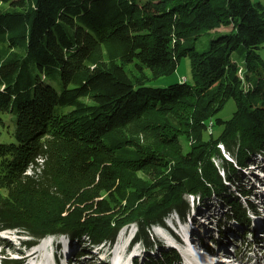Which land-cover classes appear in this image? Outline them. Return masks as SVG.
<instances>
[{"label":"trees","instance_id":"trees-1","mask_svg":"<svg viewBox=\"0 0 264 264\" xmlns=\"http://www.w3.org/2000/svg\"><path fill=\"white\" fill-rule=\"evenodd\" d=\"M223 26L232 29L197 51L195 37ZM235 52L245 56L247 87ZM185 57L192 83L153 87L126 69L156 80ZM253 158L264 159V1L0 0V229L29 236L27 248L63 235L71 263L108 264L93 249L112 247L133 224L129 249L142 243L146 256L132 264H183L151 228H167L181 245L165 219L196 223L200 203L217 198L220 209H210H225V222L216 221L211 246L203 242L215 253L232 232L257 236L251 215L263 203L249 198L255 185L240 182Z\"/></svg>","mask_w":264,"mask_h":264},{"label":"rangeland","instance_id":"rangeland-1","mask_svg":"<svg viewBox=\"0 0 264 264\" xmlns=\"http://www.w3.org/2000/svg\"><path fill=\"white\" fill-rule=\"evenodd\" d=\"M254 1L255 2L262 1L263 2L264 0H254ZM231 29H232V26H228V27L223 26L221 28L215 29L214 31L202 32V33H200V35L195 37L194 47L197 49V51L203 52L209 47V45L213 39L219 37L221 34H225V33L230 32ZM244 57L245 56L243 54H240L238 52H235L233 54L234 61H236L240 67L239 75L242 77L243 83H245L244 85L247 87L248 82H246V79H245L246 69H245V65L242 63ZM126 69L130 75L142 76L144 74L147 76V78H151L152 81L149 82L148 85L153 86V87L164 88V87H168L171 84L182 82L184 80H187L190 83H192V81H193V79H192L193 75H192V71H191V58L190 57L183 58V60L181 61L179 67L177 68V70L174 74H172L170 76H163V77H160L156 80H153V76L151 74V71L148 69H145L143 72H141V70L133 64L127 65ZM52 85L56 88H59L58 82H53ZM235 110H236L235 101L230 100L228 105L226 106V108L220 113L219 117L226 119V120L230 119ZM5 118H7V115H5ZM219 131H220V129H217V132H219ZM6 136L8 137V134H6ZM182 144H183L184 149L186 150L188 142L185 141L184 138H182ZM253 160H255V161H253V163H252V161L248 162L247 168H242V170H241L242 174H240V177H241L240 182H241V185L246 187V189H249L252 185H255L256 189H255L254 193H253V191H251L249 198L251 200H253V202H255V203H259V204L263 203L264 204V159L253 158ZM215 163L220 165L218 160ZM245 177H246V179H245ZM230 188H231V191L236 192V193L239 189L237 185H233V184L230 185ZM256 193H258L259 195H255ZM198 200L194 201V198L190 197L191 206H193L194 204H195V207L198 206V202H199ZM212 200L214 202L211 201L209 204H207L205 206H203L200 203L201 206H199V207H200V210L202 213L204 212L206 215L208 214V211L205 210L206 208L209 209V211H212L213 209H210V206L213 204L217 205L218 210L220 209L219 208L220 201H218L217 198H213ZM243 202H244V200H243ZM192 208L194 209V207H192ZM195 210H196V208H195ZM225 211H226L225 209L224 210L222 209V211L217 213L215 216H213L214 215L213 214L212 216H209L208 218H205V219L202 217L201 219L204 220L203 223L206 224V227L208 226L210 228L206 229V227H205L206 230L204 229L203 231H200V232H198L199 230L196 227V224H198V222L194 223V220H192V221H188L187 223H184L182 221V219H180V217L176 213L169 215L165 219V223H166V226L169 228H171L172 225H176V228H175L176 232H174V233H176V235L182 241L181 245L177 243L176 246L180 247V249L182 251H186V249H188L189 247L190 248L192 247L196 251V252L194 251L195 254L196 253L200 254V256L204 257V259H207V261H208L211 258L207 257L206 250L204 251L205 247L202 245H204V243H206L207 241H209V244H208L209 246L212 245L210 240H209L211 237L210 233L213 230V227H215L216 221H218V219L220 217L223 220L221 223L225 222V219H224ZM195 216H197V215H195ZM201 219H199V217L196 218V220H201ZM256 222H257V225L262 224L263 228L258 229V227L255 226ZM222 229H226V228L223 227ZM251 230L257 231V233H258L257 238H259V239L263 238L260 233L262 230H264V219L261 217H253V223H252V229ZM11 232H12V235H14V234L18 235V236L20 235L22 238L28 237L25 234L20 233L19 231H16V230L11 231ZM135 232H136V226L135 225L132 224L129 227H125L119 232V234L115 240V243L113 244L112 247H109L108 244L104 245V246L98 245V247L93 249V253L97 254L98 256L97 255L96 256L98 258L100 257L99 259L107 262L108 264H110V262L112 264L113 259L115 260L116 263H118L117 258H118V260L123 259V261H127L131 257L135 256L137 254V252H142L146 256V252L144 251V245L142 243H139V245H136L131 250L127 251L129 239L135 235ZM204 233H206V234H204ZM233 233L234 232H232L231 239H233L234 241H241L240 237L238 235H236V236L233 235ZM168 234H169V231L167 228H163L161 226H156V227L151 228L152 237L154 239H156V241H161L163 243V247H165V249L169 248V247L167 248V246H166L167 243H168V245H170V243L174 242V240H175V239L171 238V236ZM10 239L14 242L13 238H10L8 236H5V237L0 236V240H6V241L12 243V241ZM133 239H134V237L131 239V243L133 242ZM164 239H166V240H164ZM233 240H228V241L232 242ZM52 241H56L57 243H59V245H61L60 244V242H61L65 246L67 243V237H59V238H58V236L47 237L46 240H44L43 243L38 247L43 252L41 254L47 258V262H49V263L53 259V254L51 253ZM248 241L249 240L245 241L246 245L242 248H240L237 245V243H235V246L238 248L237 256H239L241 259H244L246 257V255L248 254V251H254V252H257L258 254H261L263 251V246L259 250H257V249H254L255 246L253 244H250ZM225 242H226V240H223V241H221V244L223 245V244H225ZM186 245H187V247H186ZM87 247L91 248V245H88ZM251 247H253V248H251ZM157 248H162V246L157 244ZM157 248H155V249L157 250ZM68 249L71 250L70 248H67L66 249L67 252H68ZM229 252H230V250H229ZM10 253H12V252L8 247H6V246L3 247V245H0V262L2 261V258L5 255H10ZM187 253L189 254L190 257L193 256L192 253L191 254L189 252H187ZM217 254L220 257V261L217 263L214 262L213 264H219L223 260V258H225L224 254L221 252V249L218 250ZM119 255H121V258H119ZM150 255H153V253H150ZM72 256H75V255H72ZM89 258H90L89 256H87L85 258H82V257L78 258L77 263L78 264H99L97 259H93L91 261V260H89ZM181 258L183 259L182 256H181ZM139 259H140L139 261H141L140 257H139ZM239 261L242 262V260H239ZM203 262L204 261H202L200 264H205ZM210 263L211 262H209L208 264H210ZM51 264H53V262ZM118 264H120V263H118Z\"/></svg>","mask_w":264,"mask_h":264},{"label":"bare ground","instance_id":"bare-ground-1","mask_svg":"<svg viewBox=\"0 0 264 264\" xmlns=\"http://www.w3.org/2000/svg\"><path fill=\"white\" fill-rule=\"evenodd\" d=\"M205 210L208 211L207 215L204 212L202 213L201 211H199L197 213V216L199 217V219H201L202 217L205 219V218H208L209 216H212L214 214V211L213 212L209 211V209H205ZM197 221H198V224H196V225H199V224L202 225V229L204 230L205 227H206V224L203 223L204 220L201 219V220H197ZM256 227H258V229L263 228V226H261V225H256ZM197 228L199 230L198 232L203 231L199 227H197ZM209 228L210 227H208V226L206 227V229H209ZM214 230L215 229L213 227V231ZM204 234H206V233H204ZM260 234L263 237V241H264V230H262ZM229 250H230V252H229ZM194 251H195V249H193L192 247L191 248L189 247L188 249H186V251H184V254H185L186 258H187V261H189V262L193 261L194 263H198V264H200L202 261H204L203 263H205V264H208L209 262H212L211 259H209L207 261V259H204V257L200 256V254H198V253L195 254ZM187 252H189L190 254L192 253V255H193V256H191L192 258L189 256V254ZM222 252L226 255V257L231 258V259H233L235 256H237L236 249L234 248V246H232V244H230V245H228L226 247H223ZM261 254H262V256L261 255H254V254L248 255V258L245 260L246 264H264V255H263V253H261ZM35 255L37 256V253L31 254L30 257H33ZM119 258H121V255H119ZM30 262H31V260H29L28 263H30ZM46 262H47V260L44 259V258H38L36 260L37 264H46ZM117 262L121 263V264H127L128 260L127 261H123V259L122 260L121 259L118 260V258H117ZM118 263H115V264H118ZM210 264H212V263H210ZM223 264H230V262H224Z\"/></svg>","mask_w":264,"mask_h":264},{"label":"water","instance_id":"water-1","mask_svg":"<svg viewBox=\"0 0 264 264\" xmlns=\"http://www.w3.org/2000/svg\"><path fill=\"white\" fill-rule=\"evenodd\" d=\"M225 153V152H224ZM225 156L229 159V160H231V158L225 153ZM232 161V160H231ZM27 236V235H26ZM53 236H58V235H48L47 237H53ZM21 237V236H20ZM29 237V236H28ZM28 237H26V238H24L23 237V239H22V246H21V248L19 249V250H21V249H23L24 247H25V241H27L29 238ZM47 237H45L44 239H42V240H45ZM59 237H64L63 235H59L58 236V238ZM22 238V237H21ZM42 240H40L39 242H41ZM38 242V243H39ZM38 243H36V244H38ZM36 244H34V245H36ZM19 252H15V254L14 255H17Z\"/></svg>","mask_w":264,"mask_h":264}]
</instances>
